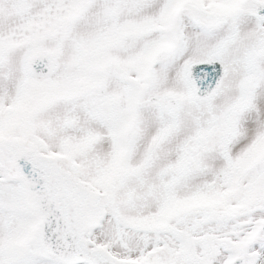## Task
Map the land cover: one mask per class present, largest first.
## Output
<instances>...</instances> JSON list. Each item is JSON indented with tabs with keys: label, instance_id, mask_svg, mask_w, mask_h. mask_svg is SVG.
Listing matches in <instances>:
<instances>
[{
	"label": "snow or ice",
	"instance_id": "1",
	"mask_svg": "<svg viewBox=\"0 0 264 264\" xmlns=\"http://www.w3.org/2000/svg\"><path fill=\"white\" fill-rule=\"evenodd\" d=\"M0 264H264V0H0Z\"/></svg>",
	"mask_w": 264,
	"mask_h": 264
}]
</instances>
